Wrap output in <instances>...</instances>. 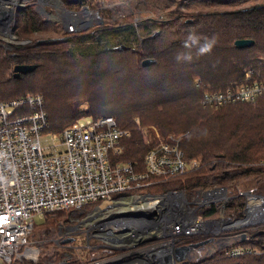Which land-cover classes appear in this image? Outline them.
<instances>
[{
  "label": "trees",
  "instance_id": "obj_1",
  "mask_svg": "<svg viewBox=\"0 0 264 264\" xmlns=\"http://www.w3.org/2000/svg\"><path fill=\"white\" fill-rule=\"evenodd\" d=\"M146 1L156 11L174 15L157 19L158 30L139 39L135 47L125 44L128 49L123 51H86V43L95 35L66 31L61 24L44 20L33 6L21 9L16 35L28 42L14 52L5 51L0 44V100L43 95L53 133L62 132L81 116L80 104L87 101V115L113 116L119 127L130 130L119 160L140 171L145 170V155L152 147L169 140L170 135H182L179 147L193 169L129 194L254 186L264 195V95L254 102L220 108L202 103L205 90L223 89L251 68L264 73V0ZM83 3L91 10L102 6V0ZM126 26L104 27L98 39L105 40L106 35ZM243 39L253 40V46L237 48L236 41ZM205 43L212 44L211 51L199 54ZM62 44L79 49V54ZM146 59L156 62L143 66ZM18 64L35 65L36 69L15 78ZM245 208V200L235 197L225 215L242 217ZM58 212L47 214L38 226H57L59 217L68 211ZM204 216L219 218L220 212L213 205ZM251 238L245 245L258 253L228 257L225 248L203 261L179 264H264V226L253 230Z\"/></svg>",
  "mask_w": 264,
  "mask_h": 264
},
{
  "label": "built area",
  "instance_id": "obj_2",
  "mask_svg": "<svg viewBox=\"0 0 264 264\" xmlns=\"http://www.w3.org/2000/svg\"><path fill=\"white\" fill-rule=\"evenodd\" d=\"M30 1L0 0V44L5 48L24 43L16 35V19L21 9L31 6ZM52 1L36 0L35 10L66 31L78 29L76 22L67 19L62 0L54 4ZM262 95L264 73L251 68L242 79L223 89L205 90L202 103L217 108L254 102ZM49 128L46 101L41 94L0 100V264L34 258L37 248L31 236L36 218L61 210L81 211L97 202L103 204L96 207V216L92 217L97 223L103 219L112 223L118 218L129 221L126 214L149 203L155 205V210L142 213L154 220L153 231L175 246L182 245L176 243L178 240L199 236L204 244L217 239L219 250L227 248L228 257L258 253L245 245L252 239L251 232L264 226V195L257 187L233 191L214 187L196 190L193 196L183 190L161 195L128 193L148 188L161 179L181 177L193 169L194 164L185 160L175 136L152 147L145 155V170L140 171L119 160L124 140L131 132L119 127L113 116L84 115L60 133ZM44 136L54 142L51 152H45ZM235 197L246 202L242 217L225 215L228 203ZM213 205L220 217L206 218V211ZM124 225L126 229L118 228L114 233L129 231V224Z\"/></svg>",
  "mask_w": 264,
  "mask_h": 264
},
{
  "label": "rangeland",
  "instance_id": "obj_3",
  "mask_svg": "<svg viewBox=\"0 0 264 264\" xmlns=\"http://www.w3.org/2000/svg\"><path fill=\"white\" fill-rule=\"evenodd\" d=\"M35 2L36 0H31L29 4L36 8L37 4H35ZM62 2L63 6L65 7L64 9L68 13L67 19L69 22H76L78 25V29L75 31L82 30L83 32H89V34L95 35V39L88 41V43H86L88 44V47L84 48L86 51L90 52L111 50L121 44L135 47L137 46L139 39H142L148 33L158 30V23L156 22L157 19H167L174 15V12L172 11V13L170 11H156L146 0H102V6L98 10H91L86 4L83 3V0H62ZM54 3H56V0H53L51 4ZM173 9L176 10L177 8L173 7ZM40 16L44 20H48L46 15L40 14ZM116 24H127V26L121 27L123 30L119 33L106 35L107 38H105V40L98 39L99 35L97 34L100 29L107 26L111 27ZM129 25L130 27H128ZM132 31L135 33V35L132 33ZM22 41H24L22 45L28 42L26 40ZM17 46H21V44L16 43L11 45L9 48L3 47L5 48V51L14 52L13 50H15ZM62 46H64L66 49H73L71 47L72 45L70 46L68 44H62ZM73 50H75L78 54L80 52L79 49ZM199 80L200 79H197L196 81L198 82ZM89 111V103L87 101H83L80 104L78 112H81V116H84L87 115ZM154 130L159 136L158 130L155 128ZM49 131H51L50 128ZM175 137L181 140L182 135ZM53 143V140L49 136H44L42 138V144L45 147V152H51L53 150ZM188 194H194V192ZM91 206L92 205H86L81 211L64 212L63 215L59 217L60 220L57 223L58 225L52 227L51 229H45L44 225L39 227L38 225L43 224V219L36 218V227L34 228L33 234L31 236V241H35L34 245L37 248V253L34 255V258L29 256L21 260L22 263L17 261L16 263L24 264L26 261L37 263L43 260L44 264H143L142 261H132L133 257L137 258L141 256V250H139L138 253L136 252L135 254H132V251H134L136 248H133L132 250L122 249L129 246L127 243L125 245H120V247H117V244L110 242L99 243L101 238H98V236H104V233L110 232L111 228V230L114 232L118 231V228L126 229L127 226L124 224H114V219L113 222L108 224V226L105 228L101 226H99V228L93 227V223L91 224L89 219L96 216V207L98 208L100 206L101 208L103 204H98L94 207ZM152 211L153 210H150V212ZM140 212H144V210ZM53 214L54 213H52V215ZM101 217L104 218L103 216ZM122 222H126L125 218ZM129 228H131V225ZM195 238L199 239V236H196ZM163 240L164 239L158 240L156 242ZM181 241L182 240H178L176 243H183ZM204 241V239L199 240V242ZM156 242L152 246H155V244H157ZM219 243L220 242H218L217 239H214L211 242H206L205 244L203 243L202 246L194 248L196 249V254H193V256L187 255L182 261H177L176 264H179L183 261L195 263L203 261L204 258L211 257L217 252V250H219L220 245L217 246ZM102 244H105L104 249L95 250L96 246L99 247L102 246ZM146 250L149 251V249Z\"/></svg>",
  "mask_w": 264,
  "mask_h": 264
},
{
  "label": "water",
  "instance_id": "obj_4",
  "mask_svg": "<svg viewBox=\"0 0 264 264\" xmlns=\"http://www.w3.org/2000/svg\"><path fill=\"white\" fill-rule=\"evenodd\" d=\"M88 9V8H87ZM254 44L253 40L243 39L238 40L235 43V46L237 48H249L252 47ZM128 49L126 45H120L118 47H115L113 50L115 51H123ZM156 61L154 59H146L143 61V66H149L151 64H154ZM36 69L35 65H21L18 64L14 67V77L19 78L21 74H28L33 72ZM166 200V199H165ZM129 226L131 225V228H129V231H122L120 230L118 233H114L111 229V237H107L105 240L107 242H112L117 244V247H120V245H125L126 243L129 244L128 247L122 248L123 250L129 249L132 250L133 248L141 250V256L143 255H149L150 249L153 248V243H155L158 240L165 239L164 236H159L157 232L153 231V228L155 224L153 223L154 220L152 217L147 213H140L134 217V219H130L129 221H126ZM126 222L124 224H126ZM134 225L138 226V229H134ZM243 239H245V236H243ZM204 242L195 243L194 246L198 247L199 245L203 244ZM152 247H151V246ZM116 247V248H117ZM146 249H149L147 251ZM135 252L132 251V253ZM137 252V253H138ZM141 256L137 258H133V262L142 261ZM186 257V254L184 253V248L181 246H178L175 248L174 254L171 256L168 255L169 264H176L177 261H182ZM208 258V257H207ZM206 259V258H204ZM203 259V260H204ZM131 261V262H132Z\"/></svg>",
  "mask_w": 264,
  "mask_h": 264
},
{
  "label": "flooded vegetation",
  "instance_id": "obj_5",
  "mask_svg": "<svg viewBox=\"0 0 264 264\" xmlns=\"http://www.w3.org/2000/svg\"><path fill=\"white\" fill-rule=\"evenodd\" d=\"M100 231H96V232H100ZM107 237H111V232H105L104 236L103 235L98 236V238H101L99 243L100 242L101 243L107 242L105 240ZM110 243H112V242H110ZM156 243L157 244H155V246L152 249H150V254H149L148 258L142 259L143 264H169L168 255L171 256L172 254H174L175 248L178 247V246L173 245L168 239L167 240L165 239L163 241L156 242ZM195 243L196 242L194 241V238H187L183 241L182 245H179V246L184 248V253L186 254V256L187 255L193 256V254L197 253L196 249H194ZM104 246H105V244H102V246H99V247L96 246L95 250L104 249ZM135 250H137V251L133 252L132 254H135L136 252H138V249H135Z\"/></svg>",
  "mask_w": 264,
  "mask_h": 264
},
{
  "label": "bare ground",
  "instance_id": "obj_6",
  "mask_svg": "<svg viewBox=\"0 0 264 264\" xmlns=\"http://www.w3.org/2000/svg\"><path fill=\"white\" fill-rule=\"evenodd\" d=\"M75 17H77V16H75ZM227 188V187H226ZM229 190H230V188H228ZM232 191V190H231ZM190 196H193L194 194H189ZM126 207H129V206H126ZM142 210H155V205H153V204H149V203H146L145 205H143L142 206V208H141V210H140V208L138 209V211H136V212H131V213H129V214H126V215H128V218L129 219H134V217L136 216V215H138V214H140V213H142V212H140V211H142ZM132 215V216H131ZM92 217V216H91ZM170 217H172L171 215H170ZM124 220V218H118L117 220H115L114 221V224H116V225H122V224H124V222H122V221ZM89 221L91 222V224L93 223V224H97L96 222V220L94 219V218H90L89 219ZM108 221V222H107ZM110 221L111 220H107V219H103V221L102 222H100V223H98L97 225H99V226H101V227H103V228H105V227H107L108 226V224H111L110 223ZM169 221H171V219H169ZM98 222H99V220H98ZM90 224V225H91ZM92 226V225H91ZM134 229H138V226L137 225H134L133 226V230ZM160 236V235H159ZM161 236H163V235H161Z\"/></svg>",
  "mask_w": 264,
  "mask_h": 264
},
{
  "label": "clouds",
  "instance_id": "obj_7",
  "mask_svg": "<svg viewBox=\"0 0 264 264\" xmlns=\"http://www.w3.org/2000/svg\"><path fill=\"white\" fill-rule=\"evenodd\" d=\"M212 48V44L211 43H205L202 47H200L199 49V54H204V53H208L211 51ZM179 58V57H178ZM187 59H191L190 56L186 57Z\"/></svg>",
  "mask_w": 264,
  "mask_h": 264
},
{
  "label": "crops",
  "instance_id": "obj_8",
  "mask_svg": "<svg viewBox=\"0 0 264 264\" xmlns=\"http://www.w3.org/2000/svg\"><path fill=\"white\" fill-rule=\"evenodd\" d=\"M149 255H144V256H141V258H148ZM151 257V256H150ZM139 262V261H138Z\"/></svg>",
  "mask_w": 264,
  "mask_h": 264
}]
</instances>
